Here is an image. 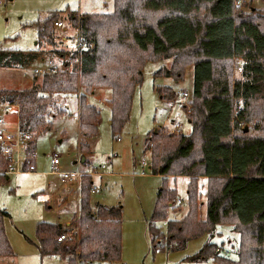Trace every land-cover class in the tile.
Listing matches in <instances>:
<instances>
[{
	"label": "trees",
	"instance_id": "16d2710c",
	"mask_svg": "<svg viewBox=\"0 0 264 264\" xmlns=\"http://www.w3.org/2000/svg\"><path fill=\"white\" fill-rule=\"evenodd\" d=\"M233 0H113L109 13L53 11L33 23L37 42L55 43L54 23L64 18L78 28V43L70 55L72 68L49 69L39 86L0 89V103L18 105L17 118L23 131L36 136L49 132L50 120L66 114L59 100L77 95L78 130L83 140L78 153L89 145L84 138L98 135L100 113L88 104L95 88L111 91V130L127 120L133 89L142 81L145 60L171 58L169 68L156 73L180 80L192 65L193 91L186 134L152 133L146 139L149 168L154 175L185 176L187 211L179 219H168L177 202L176 190L162 186L157 194L147 231L153 251L183 249L190 239L211 236L215 227L233 220L236 229H250V240L242 238L237 258L221 254L218 244L207 241L187 260H211L214 264H264V135L236 134L253 100L264 98V14ZM60 55H64L61 51ZM27 55L0 47V65L22 64ZM242 61L240 78L231 81L229 64ZM69 62H66L67 65ZM76 66V68H75ZM161 97L173 100L176 93L157 87ZM6 162L0 153V175ZM5 175V174H3ZM7 176V175H6ZM205 178V218L199 219V179ZM163 181V183H164ZM93 179L81 175L78 208L69 221L76 228L72 238L58 240L69 230L59 223L38 222L35 239L39 256H55L64 264L113 262L120 258L121 206L90 203ZM0 208V256L11 254ZM164 220L162 230L157 222Z\"/></svg>",
	"mask_w": 264,
	"mask_h": 264
},
{
	"label": "rangeland",
	"instance_id": "374dc122",
	"mask_svg": "<svg viewBox=\"0 0 264 264\" xmlns=\"http://www.w3.org/2000/svg\"><path fill=\"white\" fill-rule=\"evenodd\" d=\"M243 4L245 12L252 9L264 14V0H244ZM65 9L79 13H109L113 11V0H1L0 47L21 51L27 57L22 64L0 65V89L39 86L42 73L51 68L69 70L77 63V60L70 59V55L76 49L79 32L70 21L59 19L62 27H55L56 40L51 44L37 42V31L33 26L35 21L49 13ZM66 62L69 63L65 65ZM171 63V58L145 60L142 81L132 92L128 118L114 133L110 125V89L98 87L87 95L88 104L98 109L100 117L98 135L84 138L89 145V152L84 156L78 153V143L83 138L76 116L77 95L59 100L66 114L51 118L52 129L36 136L35 146L32 142L36 172L3 175V169L0 175V208L8 213L3 219V227L12 251L0 256V264H64V260L55 256H39L35 227L38 222H50L66 228V222L76 213L81 175L89 176L93 179L92 184L99 188V191L90 193L93 209L97 204L122 208L119 260L92 264H214L209 259L200 262L187 260L208 240L227 251H221V254L237 258L240 240H250V229H236L233 220L218 224L211 236L204 234L190 239L181 250L166 252L151 248L147 220L158 190L162 186L176 190L177 202L172 207L179 209H169L168 219H179L187 211L188 178L168 176L164 181L162 176L152 174L148 166L150 153L145 150L146 139L154 132L177 135L190 131L188 112L192 102L194 68L188 66L180 80L156 73L169 68ZM241 65L239 59H233L229 64L231 81L240 78ZM157 87L172 89L175 98L163 99ZM9 121L16 122V115L13 114ZM244 129L248 135H264V98L253 100L244 121L237 124L234 133L244 132ZM53 157L59 160L56 170H78L80 175L62 183L60 176L52 173ZM82 157H85L83 161ZM94 171H100V174H94ZM205 182V178L199 179L201 220L205 218ZM157 225L165 229L164 220L158 221Z\"/></svg>",
	"mask_w": 264,
	"mask_h": 264
},
{
	"label": "built area",
	"instance_id": "2783aa9c",
	"mask_svg": "<svg viewBox=\"0 0 264 264\" xmlns=\"http://www.w3.org/2000/svg\"><path fill=\"white\" fill-rule=\"evenodd\" d=\"M233 1L234 5L237 6L241 5L244 2V0ZM54 26L60 28L62 27V22L57 21L54 23ZM17 111L18 105L15 103H0V153L2 154L6 162V167L3 173L7 175L22 172H36L34 151L32 149V142H34V140L31 133L20 129L17 118ZM13 114L16 115V122L9 121L10 117ZM58 164V158L53 157L52 173L58 174L62 183L73 180L80 175V172L78 170L58 171L56 170ZM101 167L103 168L104 166L102 165ZM98 172L94 171V174H100ZM90 190L91 192L99 191V188L92 184ZM75 231L76 228L70 226L68 231L63 232L59 235L58 240L61 241L72 238ZM220 251L227 252L222 248H220Z\"/></svg>",
	"mask_w": 264,
	"mask_h": 264
},
{
	"label": "crops",
	"instance_id": "0c3cea01",
	"mask_svg": "<svg viewBox=\"0 0 264 264\" xmlns=\"http://www.w3.org/2000/svg\"><path fill=\"white\" fill-rule=\"evenodd\" d=\"M66 98V97H65ZM64 98V99H65ZM74 113V112H73ZM77 113H78V111H76V116H77ZM77 123H78V121H77ZM34 146H35V141H34ZM85 159V157H82L81 158V160L83 161ZM77 197H78V194H77ZM77 208H78V201H77V206H76V212H77ZM70 226V224H69V221H68V223L66 222V227H69ZM221 248V247H220ZM223 249V248H222Z\"/></svg>",
	"mask_w": 264,
	"mask_h": 264
}]
</instances>
